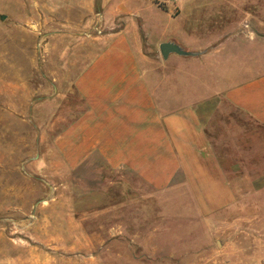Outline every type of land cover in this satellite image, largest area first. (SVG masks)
<instances>
[{"label": "crops", "instance_id": "crops-1", "mask_svg": "<svg viewBox=\"0 0 264 264\" xmlns=\"http://www.w3.org/2000/svg\"><path fill=\"white\" fill-rule=\"evenodd\" d=\"M75 6L88 18L75 30L90 33L86 64L71 87L82 110L52 140V156L78 180L69 189H79L83 174L85 206L101 207L105 199L121 236L129 222L139 228L140 207L165 191L195 206L230 205L232 185L210 130L219 126L227 136L231 109L264 127V0H77ZM145 11L152 20L142 18ZM160 14L169 26L156 54H147L144 46L153 44L145 30ZM162 43L194 55L163 60ZM172 56L180 59L172 61L175 72L155 73L154 61ZM238 142H231L235 149ZM104 213L91 209L84 220L97 222ZM91 229L83 236L96 237Z\"/></svg>", "mask_w": 264, "mask_h": 264}, {"label": "rangeland", "instance_id": "rangeland-1", "mask_svg": "<svg viewBox=\"0 0 264 264\" xmlns=\"http://www.w3.org/2000/svg\"><path fill=\"white\" fill-rule=\"evenodd\" d=\"M76 1L0 0V264H264V127L238 111L229 110L227 136L210 130L235 197L228 206H195L165 191L121 236L105 199L85 206L83 174L69 189L78 180L52 156V140L82 110L71 87L90 33L75 30L88 20ZM154 21L144 49L155 55L169 24L161 14ZM176 59H156L155 73L175 72ZM71 194L82 199L70 204ZM91 209L106 213L85 222ZM88 228L96 237L83 236Z\"/></svg>", "mask_w": 264, "mask_h": 264}, {"label": "water", "instance_id": "water-1", "mask_svg": "<svg viewBox=\"0 0 264 264\" xmlns=\"http://www.w3.org/2000/svg\"><path fill=\"white\" fill-rule=\"evenodd\" d=\"M4 17H1L3 19ZM159 53L163 60H166L169 54H176L179 56H192L193 53L182 50L179 46L173 43H162L159 45Z\"/></svg>", "mask_w": 264, "mask_h": 264}, {"label": "built area", "instance_id": "built-area-1", "mask_svg": "<svg viewBox=\"0 0 264 264\" xmlns=\"http://www.w3.org/2000/svg\"><path fill=\"white\" fill-rule=\"evenodd\" d=\"M168 1H171L172 3H174L176 0H168ZM96 32L99 34L101 33V31H99L98 29H96Z\"/></svg>", "mask_w": 264, "mask_h": 264}]
</instances>
